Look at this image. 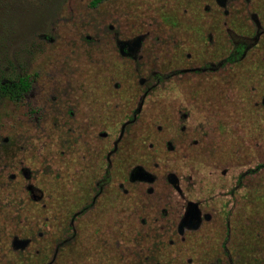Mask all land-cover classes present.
<instances>
[{"label": "rangeland", "instance_id": "1", "mask_svg": "<svg viewBox=\"0 0 264 264\" xmlns=\"http://www.w3.org/2000/svg\"><path fill=\"white\" fill-rule=\"evenodd\" d=\"M0 264H264V0H0Z\"/></svg>", "mask_w": 264, "mask_h": 264}, {"label": "trees", "instance_id": "2", "mask_svg": "<svg viewBox=\"0 0 264 264\" xmlns=\"http://www.w3.org/2000/svg\"><path fill=\"white\" fill-rule=\"evenodd\" d=\"M99 2V0H97ZM96 5V3H94ZM246 50V46L242 43L235 46L234 52L232 55L227 59L229 63L235 62L239 60ZM32 82L29 78L20 79L17 83L8 84L3 87V91L6 95L10 96L11 98L17 99L21 97L24 93L28 92L31 89Z\"/></svg>", "mask_w": 264, "mask_h": 264}]
</instances>
